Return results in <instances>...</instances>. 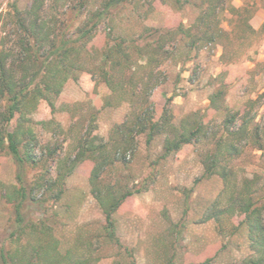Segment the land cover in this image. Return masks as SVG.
<instances>
[{
    "label": "rangeland",
    "instance_id": "374dc122",
    "mask_svg": "<svg viewBox=\"0 0 264 264\" xmlns=\"http://www.w3.org/2000/svg\"><path fill=\"white\" fill-rule=\"evenodd\" d=\"M79 0L69 1L77 4ZM103 0H86L82 14L74 16L77 26L86 12L98 8ZM31 0H0V38L11 30L13 7L25 9ZM66 0L45 2L47 17L58 14ZM226 8L215 9L211 31H218L214 41L195 39L205 29L198 18L206 6L205 0H130L111 9L87 39L88 53L80 55L90 73L79 72L77 80L67 79L54 99V112L41 101L31 114L33 121L40 116L46 126L33 124L39 146L56 148L53 158L26 169L33 181L48 169L51 176L64 172L73 158L74 146L95 114V134L106 140L113 124L130 120L134 103L128 95L112 91L99 76L100 57L108 43L121 42L133 56L147 42L163 36L166 54L158 63L146 65V55L133 66L135 78L153 86L147 96L155 115L165 107L171 122L179 126L182 119L201 121L209 134L220 133L226 113L254 116L264 125V0H224ZM232 6L234 11L230 13ZM242 7L246 11L242 12ZM75 12V11H73ZM73 12L67 14L72 16ZM254 31L243 21V16ZM243 15V16H240ZM221 28V30L219 29ZM72 29V28H71ZM185 30L186 33L183 31ZM183 31V32H182ZM186 35H185V34ZM188 35H190L188 37ZM194 40V45L191 41ZM136 56V55H135ZM123 73V72H122ZM119 71L113 82L127 81L133 74ZM129 85V84H128ZM224 85L223 112L209 111L208 96ZM130 87L127 86V89ZM130 92V91H128ZM110 101V103H106ZM3 103H0V109ZM164 134L159 133L150 143L145 133L136 136V146L127 152L125 162H115L101 174L103 184L140 189L128 196L112 214L117 242L107 239L104 215L93 197L88 177L92 162L83 160L65 177L64 193L54 204L51 192L36 190V197L47 201L30 203L28 218H47L53 228L57 251L71 250L87 264H242L255 256L248 241L242 214L223 212L219 218H205L207 208L216 200L223 206L227 193H222V181L217 176H202V156L209 150L211 138L192 140L177 151L163 156ZM39 152V151H38ZM60 160L62 161L59 163ZM68 162V161H66ZM236 180L253 181L256 193L264 194V154L244 146L233 159ZM43 164V165H42ZM17 165L6 152L0 153V243L15 246L16 236L8 238L13 229L12 204L4 195L15 184ZM44 176V175H43ZM236 182L234 190H241ZM264 219V216H263ZM21 241L33 237L22 236Z\"/></svg>",
    "mask_w": 264,
    "mask_h": 264
},
{
    "label": "trees",
    "instance_id": "16d2710c",
    "mask_svg": "<svg viewBox=\"0 0 264 264\" xmlns=\"http://www.w3.org/2000/svg\"><path fill=\"white\" fill-rule=\"evenodd\" d=\"M46 1L31 0L25 9L11 4V30L0 38V103H3L0 109V153L6 151L18 167L15 184L4 195L13 209V229L7 237L12 238L15 235L17 243L9 248L0 243V264H87V260L76 257L69 249L63 254L57 251L58 242L53 237V228L47 218L41 217L36 221L28 218L30 203L44 202L50 198L55 204L60 200L64 193L65 177L77 163L86 159L92 162L88 182L91 193L104 215L105 235L110 241L117 242L112 214L128 196L140 189L103 184L101 174L115 162H125L126 153L135 149L136 136L142 133H145L146 143H150L155 135L164 134L163 156L177 151L192 140L211 138V146L201 160L202 176L219 177L223 184L221 192H226L227 197L223 206H219V200L216 199L207 208L205 218H219L223 212L242 214L240 222L245 227L248 241L255 252V256L243 260L242 264H264V194L256 193L255 183L247 178L237 181L232 163L247 144H250L253 150L264 154V125L261 123L263 118L255 120L254 116L245 117V114L239 117V112L226 113L221 122L220 133L209 134L199 120L190 122L184 118L179 126H175L170 120L169 110L165 107L161 113L155 115L147 99L150 93L148 90L153 86H149L142 78L136 79L132 69L136 64L135 60L143 58L144 55L146 65L158 63V57L167 53L164 50L163 36L159 35L153 43L147 42L136 48V56L126 51L121 42L108 43L101 54V64L97 70L112 91L127 94L129 101L134 103L130 120L113 124L108 138L104 140L94 132L96 113H92L88 127L74 146L76 152L73 158H67L68 162L63 161L68 164L66 170L57 172L54 177L46 169L45 174H39L33 181L27 179L26 169L29 166L39 165L45 156L54 159L56 153V148L39 146L33 129V124L46 126L49 121L40 116L33 121L31 114L37 110L41 101L48 106L50 115L53 114L54 99L63 84L70 78L77 80L81 71L90 73L91 80L96 84V69L91 71L85 68L80 55L88 53L87 39L111 9L130 0H103L98 8L87 11L83 20L75 27L73 18L83 13L86 0H79L77 4L66 0L61 4L65 7L58 12L60 17L57 13L46 16ZM52 1L54 4L51 8L57 11L60 6L57 4L58 0ZM205 1L204 11L198 18L205 29L195 39L214 41L218 31L210 30L213 23L211 19L218 4L220 11L226 8L221 5L224 0ZM232 10L234 11V8L231 6L230 13ZM241 10L246 11L245 7ZM68 12H73V15L67 16ZM248 14L245 17L240 16H243L247 27L254 31L246 23L251 17V14ZM192 44L194 45V40L191 41ZM125 70L132 71L130 78L125 81L121 77L119 82L114 83L115 72H123L124 77ZM223 95L224 85L213 90L208 96L209 111L223 112L226 109L222 104ZM236 182L241 184L239 191L234 190ZM41 189L51 192L47 200L36 197V190ZM22 236L33 237L34 243H29L27 239L23 243L20 239Z\"/></svg>",
    "mask_w": 264,
    "mask_h": 264
}]
</instances>
